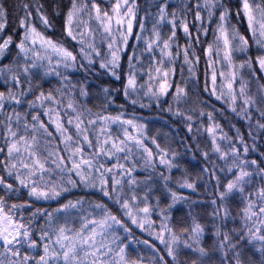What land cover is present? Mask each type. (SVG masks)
I'll return each mask as SVG.
<instances>
[{
    "label": "snow or ice",
    "instance_id": "6c2138e0",
    "mask_svg": "<svg viewBox=\"0 0 264 264\" xmlns=\"http://www.w3.org/2000/svg\"><path fill=\"white\" fill-rule=\"evenodd\" d=\"M238 4L235 16L246 21L248 36L231 23L233 12L225 0H196L191 21L188 19L191 7L169 12V0H157L155 14L145 11L144 16L139 15L138 0H68L58 39L47 34L54 25L42 3L25 2L15 6L21 14L13 33L0 35V81L6 88L0 91V156H3L0 171L13 181L8 182L0 175L3 192L0 195V264H144L142 255L129 258L128 245L117 234L121 229L128 233L125 240L131 238L151 250L150 264H264V159H248L256 151V137L249 131L252 138L249 145L239 129L235 137L229 136L217 121L215 108L212 111L195 107L182 109L181 104L187 103L189 95L188 79L176 82L175 69L171 67L182 54L189 78L195 77L201 59L195 46L202 44L201 34L207 38L211 30L213 39L203 48V57L206 68L211 70L212 87L206 82L204 91L248 121L250 129L252 110L256 108L259 114L256 128L264 134V123L260 122L264 120V107H258L264 105V84L258 86L255 94L250 91L251 78L259 79L255 66L264 73V0H238ZM9 15L8 7L0 3V34L9 26ZM149 19H153L150 30ZM162 24L170 26L166 38L161 32ZM192 28L196 29L195 33ZM181 31L186 39L184 45L177 43V34ZM132 37L137 43L130 45ZM140 42L144 47L138 54ZM253 45L259 53L255 58L248 55ZM13 46L15 55L4 64L3 59L11 55ZM129 46L133 48L131 54L127 52ZM146 54L149 59L144 80L142 57ZM237 55L246 58L236 63ZM124 56H127V69ZM242 69L251 73L249 80L243 78ZM69 70H83L85 82L73 83L66 74ZM98 75L116 81L123 79V96L132 106L149 107L142 102L144 99L160 106L161 98L171 96L165 110L182 118L189 133L193 132L197 118L201 121L207 118L206 126L201 122L195 129L196 132L202 129L211 140V148L202 155L205 160L216 155L227 165L219 171L232 176L221 185L215 161H210L212 169L202 170V174L207 173L217 181L215 198L211 200L215 207L210 215L213 219L227 218L230 213L226 202L239 195L243 201L237 213L241 221L239 228L223 231L222 224L214 225L212 243L205 247V225L189 212L191 225L177 233L167 213L187 197L168 186L170 177L163 172L158 175L171 203L160 208L162 219L157 225L152 216L159 207L160 196L152 195L155 190L152 179L158 167L171 171L177 165L169 159V149L157 143L155 137L146 136L145 126L134 113L131 118H125L126 112L115 116L104 114L114 103L116 89H99L103 93L100 111L85 107L78 97L92 96L87 78ZM48 76H56L59 86L47 92H35ZM28 96L33 99L29 100ZM25 104L28 107L22 113L18 109ZM113 126L119 129L115 134L111 131ZM149 139L154 148L149 145ZM225 141L228 142L226 149L222 147ZM171 155L175 158L177 153ZM260 155L264 157V153ZM138 167L152 171L140 180L135 175ZM54 174H59L58 180L51 178ZM257 178L260 186L253 187ZM78 187L94 189L101 197L100 202L79 197L52 211L35 208L24 216L23 210L33 202H58V198ZM180 187L195 191L196 184L185 177ZM22 190H26L28 199L9 204L8 200ZM153 199L156 203L151 202ZM85 203L92 213L80 217L79 227L74 221L70 224L69 210L84 211ZM58 214H63V223ZM37 217L44 219L39 229L34 225V221L40 223ZM131 225L163 245V252L171 260L158 255L161 249L155 242L136 239ZM182 254L185 259H181Z\"/></svg>",
    "mask_w": 264,
    "mask_h": 264
},
{
    "label": "trees",
    "instance_id": "16d2710c",
    "mask_svg": "<svg viewBox=\"0 0 264 264\" xmlns=\"http://www.w3.org/2000/svg\"><path fill=\"white\" fill-rule=\"evenodd\" d=\"M42 3L44 5L45 11L47 12L49 19L52 21L54 25V29L50 30L47 34L52 36L53 38H60L62 25H63V11H66V5L68 4V0H0V3H4L6 7H8L10 11L9 15V26L5 32L0 35L7 36L13 33V29L16 27L17 17L21 14L16 9V5L20 3ZM162 2V0H161ZM227 5L232 9L233 16L231 18V23L235 25L238 31L248 36L247 23L243 19H237L235 16V11L239 6L238 0H225ZM140 5V16L145 15V11H150L155 14L156 12V3L157 0H138ZM195 4L196 0H169V12L172 10L180 11L182 7L188 6L192 8L191 13L188 15L189 21L192 20L195 14ZM103 6V4H102ZM151 6V7H150ZM56 13H60L57 15ZM217 17L219 13H216ZM206 16V13H205ZM153 19H149L147 27L150 30L152 27ZM213 27L215 26L216 21L212 22ZM162 35L166 38L170 34V26H166L162 24L160 26ZM136 31H139V26L136 25ZM191 31L195 33L196 29L192 28ZM147 36L148 33L146 32ZM178 40L177 43L180 45H184L186 43V39L184 37L183 32H178ZM18 38V37H14ZM202 44L196 45V52L201 56V59L196 66L195 69V77L189 78L188 66L183 64V55L181 54L175 61L171 67H174L175 73L173 79L176 82H181L182 78L188 79V98L187 103H182L181 108L187 109L189 107H195L197 109L203 108L205 111H212L215 108L217 111L216 119L222 126L224 132H226L229 136H236V129H239L240 132L244 135L245 141L251 145L252 138L249 136V131L252 132V136L256 137V151L249 154L248 159H257L258 161L264 159L261 157V153H264V134H261L262 130H258L256 128V122L259 119V114L256 108L253 111V117L251 121V129L249 128V122L241 119L236 116L235 113L231 112V109L225 104L223 101H218L214 96L209 95L208 92L204 91L205 83L209 88L212 87L211 84V70L206 68V58L203 57V48L207 46V44L213 39L211 30H209L207 38L201 34L200 37ZM137 43L135 37L130 38V45ZM143 42H140V48L136 49L139 54L140 51L143 50ZM15 48L12 47V53L8 56L7 59H3V63L7 64L12 60V56L15 55ZM128 54L133 52V48L129 46L127 48ZM157 56H159V52L157 51ZM259 53L256 50L255 45H253L251 51L248 55L255 58ZM246 57L243 55H237L234 60L236 63H240ZM148 55H144L142 57L143 70L141 75L143 79L146 80L147 76L145 73L148 70ZM124 67L127 69V56L123 57ZM183 66V72H181V68ZM256 67V76L259 79L251 78V73L247 69H242L241 74L245 80H249L251 78L250 83V91L251 94H255L259 85L264 84V73H261ZM98 68V62H97ZM217 70L219 71V66H217ZM61 71H63L61 69ZM208 72L207 77L205 76V72ZM67 75L70 76L73 83L77 80L81 82H85L86 74L83 70H69ZM143 82V81H141ZM35 84L36 81H33ZM123 79L121 81H116L113 78L104 75L98 76H88L87 85L90 86V92L92 96L90 97H78V99L85 105L87 108H91L93 112H97L101 110V101L103 98V93L99 91L102 87H108L110 89H116L117 91L113 94L114 103L109 105L104 114L108 115H117L121 112H126L127 115L125 118H131L134 113L136 117H138V122L145 126V134L149 138L155 137L157 143H159L162 147H166L169 149V159H173V162L177 165V167L173 168L171 171L167 170L163 166H160L156 169V175L153 176L152 179V187L155 189L152 193L153 197L160 196L159 207L156 209V212L153 214L152 219L156 221L157 225H159L160 220L162 219L160 214V208H166V206L171 203V197L167 193V191L163 188V180L160 178L158 173L163 172L165 175L169 176L168 186L176 191L179 195L187 197V200L179 201L169 210V220L171 226L176 230L177 233L184 227H188L191 225V217L188 215L191 212L202 225H205V240L204 245L208 247L212 243L214 225L222 224L223 231H229L233 228H239L241 226L240 217L237 213L243 207V201L239 195H236L234 198H230L226 202V206L228 207L230 215L227 218H216L210 215L213 208L211 204V200L215 198L217 181L216 179L210 178L207 173L202 174V170L207 167L212 169L213 164L210 161H215L217 164V176L219 177L220 184H226L229 179L232 178L230 174L227 172H220L219 168L224 167L226 169L227 165L224 161H220L217 159L216 155H210L209 160H205L202 153L204 151H208L211 148V140L208 137V134L204 132L202 129L200 132H196L195 129L198 128L201 122L206 126L208 124V120L206 117L197 118L193 123V132L189 133L186 127V122L177 116H174L172 112L166 111L168 108L169 102L172 100L171 96L161 98L160 106H157L156 102L148 101L144 99L142 102L145 104H149V107L141 108L139 104L136 106H132L131 104L125 101L123 96ZM58 78L56 76H48L44 77L41 81V87L36 88L35 92H39L41 90L47 92L52 88L58 87ZM237 89L239 88V84L236 85ZM6 88L3 86V82L0 81V91H5ZM174 91V89H173ZM35 94V93H34ZM99 97V98H97ZM28 99H33V96H28ZM27 104L24 105V108H19L18 110L22 113L27 108ZM258 107H264V105H258ZM11 110V109H9ZM173 111H175V104H173ZM198 117V112H197ZM30 120L31 117L29 116ZM260 122L264 123V120ZM235 125V128L231 127ZM119 129L114 126L112 128V132L115 134ZM193 136L196 139H193ZM149 145H151V140L148 141ZM199 145V147H197ZM154 148V146H152ZM222 147L225 149L228 147V142L225 141L222 143ZM175 152L177 155L175 158L172 157L171 153ZM0 159H3V156H0ZM115 162V161H113ZM230 163V161H229ZM152 170L149 169L145 171L142 167H138L137 172L135 173L137 179L143 180L145 177L149 175V172ZM0 175L6 177L8 182H13L12 178H8L7 174L0 171ZM185 177L190 178V181H194L196 184L195 191L188 188H181L180 184L183 183ZM54 180L59 179V174H54L52 177ZM260 179L257 178L253 182V187L260 186ZM221 190H223L221 188ZM252 189H248L250 191ZM3 192L0 191V195ZM247 192L245 193V195ZM18 197V198H17ZM79 197H84L85 201L92 202H100L101 197L96 193L94 189L78 187L73 189L70 194H64L62 198H58L57 201L49 200V201H35L32 206L23 210V214L25 217L28 216L30 212H32L35 208H43L47 211H52L55 208H58L60 204L66 203L68 200H75ZM25 199H28L26 190H22L20 193L16 194V197L8 200V203H23ZM152 203H156V200L153 199ZM195 202V203H193ZM109 206L111 202H109ZM84 211L80 210H69L68 219L70 224L74 221L75 226L79 227L80 217L85 215L86 213H92V209L88 206V203L84 204ZM113 211L115 212V207H113ZM61 215L60 222L63 223L64 216ZM93 215H98V213H93ZM119 215V213H117ZM91 218V217H89ZM40 223H36L34 221V225L36 229H39L40 224L44 223L43 217H37ZM130 224L131 222L128 221ZM132 234L138 240H149L150 242H155L157 247L161 249V252L158 255H164L166 260H171L170 257H167L166 253L163 252V245H160L158 241H154L152 237H150L147 232L141 231L135 225H131ZM121 237V241L128 245L126 251L129 255L130 259H135L138 256H144V264H150L148 257L151 256L152 252L143 244H137L133 242L131 238L125 240V237L128 236V233H124L121 229L118 233ZM186 251V250H185ZM181 259H185V256L182 254Z\"/></svg>",
    "mask_w": 264,
    "mask_h": 264
},
{
    "label": "rangeland",
    "instance_id": "374dc122",
    "mask_svg": "<svg viewBox=\"0 0 264 264\" xmlns=\"http://www.w3.org/2000/svg\"><path fill=\"white\" fill-rule=\"evenodd\" d=\"M154 102H155V101H154ZM113 127H114V126H113ZM113 127H112V128H113ZM112 128H111V130H112Z\"/></svg>",
    "mask_w": 264,
    "mask_h": 264
}]
</instances>
